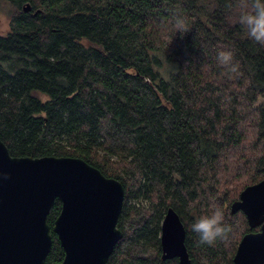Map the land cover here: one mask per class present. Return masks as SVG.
<instances>
[{"label":"trees","instance_id":"obj_1","mask_svg":"<svg viewBox=\"0 0 264 264\" xmlns=\"http://www.w3.org/2000/svg\"><path fill=\"white\" fill-rule=\"evenodd\" d=\"M236 6L0 0V14L12 8L0 34V140L12 157L79 158L123 186L122 237L107 264H179L161 259L168 208L184 225L189 264H233L249 228L230 205L264 179V45L230 19ZM220 51L236 71L218 63ZM216 207L231 231L199 244L191 225ZM60 209L56 200L50 226ZM63 257L52 234L45 263Z\"/></svg>","mask_w":264,"mask_h":264},{"label":"water","instance_id":"obj_2","mask_svg":"<svg viewBox=\"0 0 264 264\" xmlns=\"http://www.w3.org/2000/svg\"><path fill=\"white\" fill-rule=\"evenodd\" d=\"M30 10L29 4L23 8ZM0 173L9 177L0 175V264H46L52 234L64 252L60 264H107L122 237L117 220L124 188L117 180L79 158L12 157L1 140ZM56 200L61 209L50 226ZM229 210L241 212L249 228L233 264H264V179L244 188ZM184 242V225L168 208L160 226L161 259L189 264Z\"/></svg>","mask_w":264,"mask_h":264},{"label":"clouds","instance_id":"obj_3","mask_svg":"<svg viewBox=\"0 0 264 264\" xmlns=\"http://www.w3.org/2000/svg\"><path fill=\"white\" fill-rule=\"evenodd\" d=\"M240 7L243 9L238 18V23L246 29L247 36L257 44L264 45V0H240ZM173 26L177 32L186 30V22L181 17H175ZM231 51H220L217 61L220 65L228 68L229 71H236V65ZM3 179L8 175L0 173ZM191 230L197 234L198 243L212 246L218 239H226L231 228L224 222L223 212L216 207L211 214L197 218L191 225Z\"/></svg>","mask_w":264,"mask_h":264},{"label":"rangeland","instance_id":"obj_4","mask_svg":"<svg viewBox=\"0 0 264 264\" xmlns=\"http://www.w3.org/2000/svg\"><path fill=\"white\" fill-rule=\"evenodd\" d=\"M235 1H236V4H237L236 9L234 10V13H231V15H230V19L233 22H237L238 21L239 15L243 11V9L240 7V0H235ZM25 6H26V4H24L22 6V9ZM11 9L12 8H8V10L5 9V11L0 14V34H6L9 31V29H10V24H11L10 15L12 13Z\"/></svg>","mask_w":264,"mask_h":264},{"label":"flooded vegetation","instance_id":"obj_5","mask_svg":"<svg viewBox=\"0 0 264 264\" xmlns=\"http://www.w3.org/2000/svg\"><path fill=\"white\" fill-rule=\"evenodd\" d=\"M257 231H258V229H257Z\"/></svg>","mask_w":264,"mask_h":264}]
</instances>
